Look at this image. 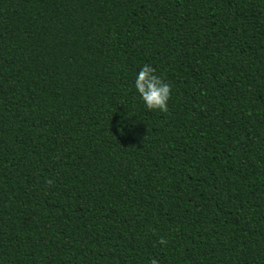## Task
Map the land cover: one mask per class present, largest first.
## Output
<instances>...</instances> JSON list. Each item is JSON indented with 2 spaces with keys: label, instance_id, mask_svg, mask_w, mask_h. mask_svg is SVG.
Masks as SVG:
<instances>
[{
  "label": "trees",
  "instance_id": "16d2710c",
  "mask_svg": "<svg viewBox=\"0 0 264 264\" xmlns=\"http://www.w3.org/2000/svg\"><path fill=\"white\" fill-rule=\"evenodd\" d=\"M152 259L264 264V0H0V264Z\"/></svg>",
  "mask_w": 264,
  "mask_h": 264
},
{
  "label": "clouds",
  "instance_id": "9594fccd",
  "mask_svg": "<svg viewBox=\"0 0 264 264\" xmlns=\"http://www.w3.org/2000/svg\"><path fill=\"white\" fill-rule=\"evenodd\" d=\"M155 73V68L145 63L135 77V92L148 110L166 112L171 92L170 85ZM151 264H157V261L152 259Z\"/></svg>",
  "mask_w": 264,
  "mask_h": 264
}]
</instances>
